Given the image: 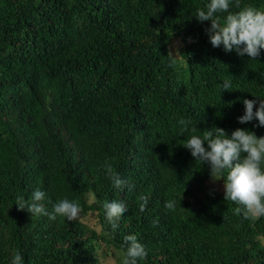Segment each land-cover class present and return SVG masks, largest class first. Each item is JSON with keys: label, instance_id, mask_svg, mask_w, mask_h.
<instances>
[{"label": "trees", "instance_id": "trees-1", "mask_svg": "<svg viewBox=\"0 0 264 264\" xmlns=\"http://www.w3.org/2000/svg\"><path fill=\"white\" fill-rule=\"evenodd\" d=\"M209 2L0 0V264L14 251L23 264H121L130 234L147 251L138 264H264V217L237 214L184 147L213 127L264 136L238 122L244 99H264V49L253 60L214 48L211 22L195 18ZM106 161L131 191L113 187ZM37 189L47 212L67 198L79 219L18 210ZM113 200L128 209L115 230L102 206ZM92 211L99 227L83 219Z\"/></svg>", "mask_w": 264, "mask_h": 264}, {"label": "clouds", "instance_id": "clouds-1", "mask_svg": "<svg viewBox=\"0 0 264 264\" xmlns=\"http://www.w3.org/2000/svg\"><path fill=\"white\" fill-rule=\"evenodd\" d=\"M232 7L238 11H230ZM222 13L226 15L221 16ZM195 18L199 23L211 22L205 32L214 48L223 45L225 52L234 51L238 56L247 55L253 60L261 55L264 49V11L252 6L241 7V0H210L197 10ZM222 87L228 90L231 84L224 81ZM242 103L244 114L238 117V122L244 124L255 119L259 122L256 126L264 127V99H244ZM257 103L259 107L254 111ZM178 123L183 133L189 130L191 121L181 119ZM191 130L195 132L196 128ZM184 147L190 150L195 161L209 166L213 181H223L224 200L237 205V214L253 221L264 217V136L257 137L254 132L240 128L229 136L223 128L213 127L203 139L192 135ZM103 168L115 189L132 190L134 186L122 179L111 163L106 161ZM44 198L45 193L37 189L32 193L30 202L24 197H17L15 204L18 210L27 209L32 216L46 215L50 221H55L58 216L70 222L79 219L81 208L78 203L61 199L53 205L52 212H47L41 203ZM138 199L141 201L139 210L143 212L148 198L140 195ZM102 206L106 221L115 230L117 222L128 210L127 205L123 201L113 200ZM164 206L166 210L174 211L175 201L166 200ZM121 248V264H138L147 256L145 246L134 234L124 237ZM10 264H23V257L18 251H14Z\"/></svg>", "mask_w": 264, "mask_h": 264}, {"label": "rangeland", "instance_id": "rangeland-1", "mask_svg": "<svg viewBox=\"0 0 264 264\" xmlns=\"http://www.w3.org/2000/svg\"><path fill=\"white\" fill-rule=\"evenodd\" d=\"M172 51L176 56H179V49H178V45L174 44L172 46ZM215 187L216 189H220L221 190V185L218 182H215ZM84 221H86L87 223L97 226L99 227V225L97 224V215L95 211L90 212L89 214H87L86 216L83 217ZM99 264H118L117 261L115 260V258L111 257V256H104Z\"/></svg>", "mask_w": 264, "mask_h": 264}, {"label": "bare ground", "instance_id": "bare-ground-1", "mask_svg": "<svg viewBox=\"0 0 264 264\" xmlns=\"http://www.w3.org/2000/svg\"><path fill=\"white\" fill-rule=\"evenodd\" d=\"M73 113H74V112H73ZM73 113H72V114H73ZM75 118H76V117H75Z\"/></svg>", "mask_w": 264, "mask_h": 264}]
</instances>
